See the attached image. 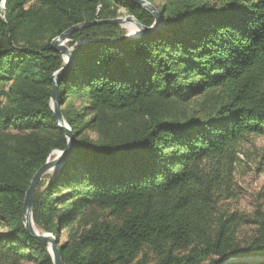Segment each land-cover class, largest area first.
I'll return each instance as SVG.
<instances>
[{
	"label": "trees",
	"instance_id": "16d2710c",
	"mask_svg": "<svg viewBox=\"0 0 264 264\" xmlns=\"http://www.w3.org/2000/svg\"><path fill=\"white\" fill-rule=\"evenodd\" d=\"M148 1L162 14L155 32L128 39L103 23L69 36L87 41L57 86L74 145L37 183L34 226L66 235L63 264H264L229 261L264 257L262 205L249 215L219 205L236 195L242 146L264 138V0ZM119 6L154 22L126 0H4L0 264H53L22 220L32 176L68 145L51 109L52 75L64 64L51 41Z\"/></svg>",
	"mask_w": 264,
	"mask_h": 264
},
{
	"label": "water",
	"instance_id": "95a60500",
	"mask_svg": "<svg viewBox=\"0 0 264 264\" xmlns=\"http://www.w3.org/2000/svg\"><path fill=\"white\" fill-rule=\"evenodd\" d=\"M126 1L135 3L148 10L154 17L153 24L151 26H145L141 24L133 15H126L123 17H114L109 19H94L92 21H83L80 23H76L68 27L51 41V47L62 55L64 61L63 66L52 75L53 87L51 92V109L56 124L59 127H61L65 132V136L68 139V145L65 150L57 151L58 152L57 156L54 157L53 159H50V157H48L47 160L36 170V172L32 176L30 180V184L25 192V197L22 207V220L27 231L47 247L52 257L53 264H63L60 248H58V246L56 245V239L50 233L41 234L36 229L32 221V206H33L34 192L37 183L42 177V175L46 173L48 170L52 168H57L58 166L62 165V163L67 158L71 147L74 145V136L70 127L68 126V124L66 123V121L62 116L58 102V92H57L59 78L68 69V67L72 65V60L74 55V49H70L65 44V42L69 39V36L75 31L95 24L113 23L118 25H124L131 23L134 24L138 29V33H136L138 35L155 32L162 26L163 20H162L161 11L155 5L151 4L148 0H126ZM263 258L264 257L253 258V259L232 258L229 261L231 262L246 261V260L260 261Z\"/></svg>",
	"mask_w": 264,
	"mask_h": 264
},
{
	"label": "rangeland",
	"instance_id": "374dc122",
	"mask_svg": "<svg viewBox=\"0 0 264 264\" xmlns=\"http://www.w3.org/2000/svg\"><path fill=\"white\" fill-rule=\"evenodd\" d=\"M155 1L158 4H162L166 0H155ZM126 15H131V14L127 12L125 7L119 6L118 9L116 10L115 17H123ZM121 26L125 32L126 38L135 39L139 36L138 34H136L138 33V29L134 24L128 23ZM71 42L72 41L68 39L65 42V44L70 49H75L80 43H84L87 41L79 40L73 44H71ZM6 102H7L6 98L0 93V104L2 103L6 104ZM87 133L91 138L96 139L97 135L92 129H89ZM242 147H243V151L245 152V154L248 155V157L245 156L244 154H239V158L241 161L237 164L234 174V182H235L234 188L236 191V195L228 199H222L219 202V205L222 208L237 210L241 213L249 215L253 213V211L256 209L258 204L262 205L264 209V166L263 168H259L258 165L260 161V155L262 154V150L264 148V138L262 137L252 138ZM57 153H58L57 151H54L51 154L50 159L56 157ZM60 167L61 165L58 166L57 168H52L48 170L46 173L42 175L40 179H43L47 182L53 175L57 173ZM36 229L41 234L43 233L48 234L47 232L40 231L38 228ZM250 232H251V226H244L242 227V231L240 234L242 238H244ZM65 238L66 235H63L60 240L58 241L56 240V245L59 246V244H61V242L64 241ZM21 264H34V263L30 261H22Z\"/></svg>",
	"mask_w": 264,
	"mask_h": 264
},
{
	"label": "built area",
	"instance_id": "2783aa9c",
	"mask_svg": "<svg viewBox=\"0 0 264 264\" xmlns=\"http://www.w3.org/2000/svg\"><path fill=\"white\" fill-rule=\"evenodd\" d=\"M0 8L3 9L4 8V0L0 1Z\"/></svg>",
	"mask_w": 264,
	"mask_h": 264
}]
</instances>
